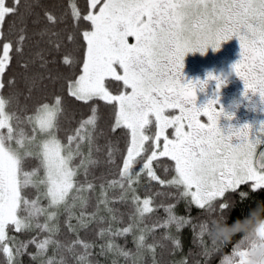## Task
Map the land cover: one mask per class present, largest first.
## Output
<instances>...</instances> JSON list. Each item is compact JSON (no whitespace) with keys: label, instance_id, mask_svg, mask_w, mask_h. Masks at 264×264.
<instances>
[{"label":"snow or ice","instance_id":"6c2138e0","mask_svg":"<svg viewBox=\"0 0 264 264\" xmlns=\"http://www.w3.org/2000/svg\"><path fill=\"white\" fill-rule=\"evenodd\" d=\"M69 2L73 20L77 23L88 21L91 25L90 30L82 33L86 43L83 74L69 84V94L77 100L99 99L117 106L114 128L127 129L130 137L120 166V179L111 181L108 186L134 192L132 185L140 178L134 171L137 163L141 164V172L163 184L165 181L156 176L152 164L158 154L169 157L175 162V177L167 184L180 189L182 198H187L190 204L204 212V219L198 226L201 238L211 237L215 220L224 219L232 224L264 202L253 200L252 195L264 191V152L257 158L255 143L259 141L253 139L257 131L264 133V123L256 128L247 124L222 128L221 119L231 121L234 116L225 112L222 106L217 107L218 99L198 105L197 91L203 92L209 81H215L219 93L227 81L212 73L205 81H188L183 73L187 54H206L209 48L219 51L222 43L236 38L241 59L232 68L244 83L243 95L245 98L249 94L258 95L264 102V0H103L102 3L101 0H89V8L94 11L83 16L76 0ZM22 3L24 0H13L11 5L7 0H0V39L6 17L18 14ZM46 19L51 24L57 23V18L50 13H46ZM78 32L76 29L69 39L73 40ZM129 36L135 37V45L127 42ZM25 38V29L21 28L17 52L23 48ZM12 49L11 42L2 46L0 78L12 60ZM72 62L71 56L66 55L64 63ZM40 67H46V62ZM109 78L122 81L124 91L113 95L105 85ZM13 83L8 82L9 86ZM4 87L5 84L0 82V90ZM14 99V96L0 94V254L5 257L2 264H19L18 257L29 244H36L40 253L45 252L49 244H56L58 248L66 246L70 252H75L79 246L84 254L79 256L77 264H90L87 256L92 245L85 240L77 238L66 245L58 244L51 237L42 242L35 239L21 241L9 235V226L16 232L35 228L55 235L58 231L52 223L56 212L49 213L48 209L41 208L39 196L30 199L24 191L29 186L48 198L49 208L63 205L69 220L73 218L74 201L80 200L82 206L86 203L79 195L73 196L71 204L68 198L73 189L79 194L93 188L90 182L77 184L74 179L77 168L72 161L82 155L81 147L87 141L89 154L80 166L96 163L92 159L96 110L93 108L90 118L67 136L65 145L57 137L62 110L59 97L52 104H40L32 115L23 119L10 110ZM171 109H178L179 114L165 115ZM201 115L207 117L208 123L201 122ZM22 123L31 124V135L25 133ZM168 128L174 129L172 139L165 134ZM161 138L164 141L162 147ZM30 157L38 158L40 166L26 171L25 163ZM107 157L112 162L111 150ZM246 184L249 191H240V186ZM229 192L237 193L241 203L253 202L239 213L224 199ZM133 199L141 217L152 210L150 200L140 202L135 196ZM217 200L219 203H215ZM103 202L107 203L106 195ZM167 212V219L157 226L176 225L179 228L190 222L174 215L171 207ZM41 215L45 216L46 223L38 222ZM80 220L84 226L83 213ZM130 231L132 228H125L115 234L124 235ZM105 235V231L100 232L102 238ZM174 243L179 247L178 240ZM213 244L216 245L214 240ZM137 245L138 250L145 247L143 234L137 238ZM148 247L154 251L153 245ZM114 248V244H106L107 250ZM122 254L128 255L127 252ZM232 256H238V264H247L246 250L237 251L234 245ZM47 264L65 262L49 260Z\"/></svg>","mask_w":264,"mask_h":264},{"label":"trees","instance_id":"16d2710c","mask_svg":"<svg viewBox=\"0 0 264 264\" xmlns=\"http://www.w3.org/2000/svg\"><path fill=\"white\" fill-rule=\"evenodd\" d=\"M7 3L11 5L13 0H7ZM76 5L81 16L94 11L89 8V0H76ZM46 13L54 15L57 23L51 24L47 21ZM21 28L25 29L26 38L23 48L17 52V39ZM76 29H79V32L70 40L69 35L76 32ZM90 29V22L81 20L77 23L73 20L69 0H24L18 14L6 17L2 30L3 38L0 39V52L3 44L8 42L13 44V49L10 52L12 60L3 78H0V82L5 84L0 94L15 97L10 110L23 119L32 115L40 104H52L55 98L59 97L62 110L57 137L65 145L67 136L71 135L82 121L90 118L93 108L97 115L96 128L92 133V159L96 163L85 164L87 174L85 167L80 166L81 161L89 154L87 141H84L81 147L82 155H77L72 161V164L78 167L74 178L77 184L86 185L90 182L93 188L79 194L73 189L69 193V203H73L72 198L76 195L85 198L86 203L82 206L80 200L74 201L71 220L68 211L61 205L55 221H52L58 229L55 235L35 228L16 232L12 226H9V235L21 241L35 239L37 242L51 237L60 245H66L77 238L85 240L92 245L87 256L90 264H181L182 261L187 264H222L226 257L232 255L234 245L237 251L248 252L249 248H254L256 241H247L239 236L228 246L214 245L210 236H199L198 226L204 219V212L182 198L180 189L167 184V181L175 177V162L166 156L157 157L152 164L156 176L165 181L163 184L159 180L151 179L146 172H141L140 163L134 166V171L140 174L139 181L133 184L136 197L150 200L152 209L143 217L140 216L138 231L135 229L137 204L132 197L133 192H125V189L119 186H108L111 181L120 179V166L126 156L130 139L127 129L114 128L117 106L99 99L85 102L69 94V84L83 72L86 43L82 33ZM66 55L71 56V64L64 63ZM44 62L46 67L41 68L40 65ZM9 81L14 82L12 86H9ZM106 86L115 95L124 91L123 82L112 78L106 80ZM21 127L25 133L32 134L31 124L22 123ZM109 150L113 152L112 162L108 161ZM38 166V158L30 157L25 163V170L31 171ZM239 190L247 192L249 185H241ZM24 191L30 199H36L40 195L39 191L31 186ZM98 192H104L108 199V215L96 217L100 207ZM252 195L253 200L264 201V191ZM224 199L238 209L239 213H243L245 207L253 202L241 203V197L232 192L227 193ZM215 203H219V200ZM43 206L44 202L40 201V207ZM169 207L178 218H187L190 222L179 228L176 225H169L167 228L157 226L167 219ZM82 213L84 226H81L80 220ZM250 213L264 215V208L255 207L244 218ZM37 219L41 224L47 222L44 215ZM233 226V223L228 224L224 219H217L211 226V234L216 229ZM125 228H132V231L124 235L115 234ZM109 229L112 231H108ZM101 231L106 232L103 238L100 236ZM141 234L145 236V247L138 250L137 238ZM174 240L179 241V247ZM108 243L114 244L115 248L107 250ZM150 245L154 246V251L148 247ZM122 252H127L128 255L125 256ZM83 254L84 250L79 246L75 252H70L66 246L58 248L56 244H49L46 251L40 253L36 244H29L24 254L18 257V261L19 264H47L49 260H63L65 264H77L79 256ZM4 259L0 254V264Z\"/></svg>","mask_w":264,"mask_h":264},{"label":"rangeland","instance_id":"374dc122","mask_svg":"<svg viewBox=\"0 0 264 264\" xmlns=\"http://www.w3.org/2000/svg\"><path fill=\"white\" fill-rule=\"evenodd\" d=\"M127 42L131 45H135L136 39L134 36H129L127 37ZM240 52H241V48L239 45V41L236 38H233L230 41L222 43L219 51H213L211 48H209L206 54H201L200 52H196L194 54L189 53L186 55L184 61L185 67L183 69V73H184V77L188 81H196V80L205 81L207 80L209 73H212L218 77H222L227 81L226 86L222 87L219 93H217L215 87V83H216L215 81H209L208 82L209 86L203 92L197 91L198 105H204L210 100L218 99L219 104L217 105V107L222 106L225 112L234 116V119L231 121L224 118L221 119L220 126L224 129H227L229 125L238 128L246 124L256 128L259 127L261 123H264V102L261 101L258 95L249 94L248 98H245V96L243 95L245 91L244 83L233 71L232 66L241 59ZM117 71L122 73V70L119 69V67H117ZM81 74H83V72ZM105 85H106V81H105ZM112 94L115 95L114 93ZM178 114H179L178 109H171L166 111L165 113V115L168 116H174ZM199 119L201 120L202 123H208L206 116L201 115ZM165 134L169 137V139L174 138V129L168 128ZM253 139L259 141L255 143V152L257 155L258 151L264 145V133L257 131L254 134ZM163 143H164L163 138H161V147L163 146ZM161 156L163 155L158 154V157ZM39 166H40V162H39ZM76 168L78 170V167ZM40 174L43 175L42 168L40 170ZM137 181H139V179ZM39 194H40L39 195L40 201L44 202V206L41 208L48 209L49 213L56 212V217H57L58 209L61 206H59L58 208L56 207L49 208L48 198L44 197L40 191ZM98 194L100 195V198H98L100 207L98 209V212L96 213V217H100L101 215H106V214L108 215L109 213L108 199H107V203H104L103 201L105 199V193L98 192ZM133 196L135 197L137 196L135 191L133 192L132 197ZM139 201L143 202L144 200L139 198ZM140 206L141 207L143 206L142 203ZM139 219H140V215L137 211L135 225H134L137 231H138ZM258 236L261 241H264V228H261L259 230ZM257 246L258 245L256 243L253 249H255Z\"/></svg>","mask_w":264,"mask_h":264},{"label":"clouds","instance_id":"9594fccd","mask_svg":"<svg viewBox=\"0 0 264 264\" xmlns=\"http://www.w3.org/2000/svg\"><path fill=\"white\" fill-rule=\"evenodd\" d=\"M257 207L264 208V202H260ZM233 224V227L214 230L212 240L223 246L231 245L237 236L247 241H256L258 246L248 249L247 264H264V241L258 236L259 230L264 228V215L250 213L247 218H238ZM223 264H238V258L231 255L223 260Z\"/></svg>","mask_w":264,"mask_h":264},{"label":"water","instance_id":"95a60500","mask_svg":"<svg viewBox=\"0 0 264 264\" xmlns=\"http://www.w3.org/2000/svg\"><path fill=\"white\" fill-rule=\"evenodd\" d=\"M264 152V145L261 147V149L258 151L257 153V158L259 157V155ZM247 255H248V252H247Z\"/></svg>","mask_w":264,"mask_h":264},{"label":"flooded vegetation","instance_id":"af4514ba","mask_svg":"<svg viewBox=\"0 0 264 264\" xmlns=\"http://www.w3.org/2000/svg\"><path fill=\"white\" fill-rule=\"evenodd\" d=\"M230 58V57H229Z\"/></svg>","mask_w":264,"mask_h":264}]
</instances>
